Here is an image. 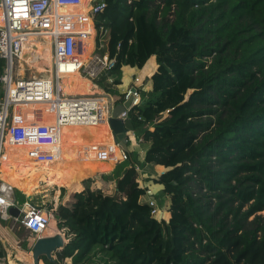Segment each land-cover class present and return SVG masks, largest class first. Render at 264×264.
I'll list each match as a JSON object with an SVG mask.
<instances>
[{"label": "trees", "instance_id": "1", "mask_svg": "<svg viewBox=\"0 0 264 264\" xmlns=\"http://www.w3.org/2000/svg\"><path fill=\"white\" fill-rule=\"evenodd\" d=\"M104 3L102 55L116 61L95 84L112 94L124 67L142 70L153 57L158 66L133 109L146 156L128 153L129 167L114 168L118 177L128 167L115 197L102 200L106 176L102 188L77 179L44 205L68 240L54 264H264V0ZM146 165L167 170L155 183L171 198L169 222L141 201L137 168ZM89 166L78 169L87 175ZM15 199L27 202L19 192Z\"/></svg>", "mask_w": 264, "mask_h": 264}, {"label": "built area", "instance_id": "2", "mask_svg": "<svg viewBox=\"0 0 264 264\" xmlns=\"http://www.w3.org/2000/svg\"><path fill=\"white\" fill-rule=\"evenodd\" d=\"M91 3L94 4L90 6L88 16L95 22V18L103 13L106 5L104 0L101 2L92 0ZM81 4L82 0H0L3 22V25H0V67L3 69L0 74V175L1 166L6 160L4 146L6 138H9L12 144L29 147V158L36 163L46 164L53 163L60 154L62 127H92L106 124L110 129L109 120L117 101L108 99L109 97L105 95H65L60 85L63 75L77 72L92 83H96L102 73L113 68L116 61L110 60L108 55L97 54L104 48L99 43V38L105 33L99 28L98 46L93 52L95 61L83 62L85 39L90 35L77 30L76 26L87 20L82 17L75 23V19L60 13L61 8L79 7ZM46 37L51 40L53 55L50 79L24 78L20 69L15 67L14 60L23 55L24 45L30 39ZM109 82L112 83V80ZM135 83H140V80L135 78ZM140 88L142 85L130 86L123 94L122 103L134 99L131 110L139 107L142 102ZM104 100L107 102L104 103ZM30 106H47L49 113L55 117V124L25 123L23 115L17 110ZM130 111L123 113L120 118L126 121ZM31 118H41L40 112L34 111ZM111 135L113 145L101 146L98 150V159L108 162L115 158V149H118L122 159L127 161L128 153L115 142L112 131ZM138 142L141 140L139 141L134 134V138L129 139V146ZM119 162L120 160L116 164ZM137 170L139 172V168ZM145 191L142 199L149 198L145 203L152 208V216L161 222L158 219L161 210L152 190L146 188ZM15 193L0 178V218L5 221L11 220L37 239L47 236L46 232L51 224L50 213L36 209L28 202L20 207L15 199ZM14 207L20 209L19 217L9 215V210Z\"/></svg>", "mask_w": 264, "mask_h": 264}, {"label": "crops", "instance_id": "3", "mask_svg": "<svg viewBox=\"0 0 264 264\" xmlns=\"http://www.w3.org/2000/svg\"><path fill=\"white\" fill-rule=\"evenodd\" d=\"M79 12H81L79 10ZM80 14V17H81V13ZM87 28L85 30V32H87ZM93 31V30H92ZM94 34V33H93ZM94 36V35H93ZM88 46H87V38L85 39V56L88 54ZM45 52L43 50H41L37 45H35L34 43L32 42H28L25 44L24 46V50H23V55L20 57V60L19 59H16L14 60V65L15 67H18L20 69V73L21 75L24 77L25 74L28 75V77L30 78H33V65H32V62H31V59H33V57H36L38 55H41V54H44ZM84 56V58H85ZM88 59L91 60V57H88ZM21 61L23 62V72H22V68L21 66L17 63V61ZM155 66H151L152 68H155L157 70L158 66L156 64V60H155ZM145 69V68H143ZM142 69V70H143ZM127 71L128 73V76H125L124 75V72ZM139 69L138 68H131V67H124L123 68V79H122V85L119 86L118 88V92L120 93V97L118 99H115L114 101H118L122 96L123 94L127 91V89L130 87V86H133L135 85L136 87H139L140 85H142V82L145 78H150L152 79V76L154 73H148V75L145 77V78H141V76H139L138 74V71ZM50 77H51V74H50ZM135 78H138L140 80V83H135L134 84V80ZM62 79L65 81V80H69L70 83L72 84H76L77 85V89H78V94L80 92V88H81V85H84L85 86H88L89 88H91L95 95H99V94H102L101 92V89L96 86L94 83H86L84 81H82L80 78H73L70 74L67 75H63L62 76ZM149 79V82H148V86H147V89H141L143 92H150L152 90V81ZM73 88L72 87H69L67 89V93L68 95L70 96H73ZM114 91H117V90H114ZM107 95V94H105ZM110 95V93H109ZM108 95V96H109ZM111 99V97H110ZM114 98H112L113 100ZM19 112H21V114L23 115L24 117V122L25 123H44V124H48V121L42 119V118H34L32 119L31 117L33 116V112L34 111H39L40 112V115H42V113L45 111H47V113H49V111L47 110V106H39V107H34V106H30V107H22L20 109H18ZM51 114V113H49ZM106 125V124H104ZM107 128L104 129L105 132H103L102 134H105V133H108L106 132ZM98 136V135H97ZM7 144H9L8 146L12 149V154H6L5 155V158L8 159H12V160H17V161H20V162H31L33 160H31L28 156V150H29V147L25 146V145H16V144H12L10 143V140L9 138H6V141H5ZM86 145L85 143V140L83 138H78V139H70V138H66L64 137L63 134L60 133V142H59V148H60V154L59 156L57 157V159L53 162L54 164L51 165V170H52V173L51 175H55V172L66 162H77V161H81L78 165L82 164L83 161H85L87 158L89 157H92V151L89 150V151H84L80 154V149L82 147H84ZM113 145V142L109 143L108 145H106V147L108 146H111ZM133 149L129 148L130 149V153H133V152H137L139 154V161L142 163L144 162L145 160V156H146V153H145V150L143 148V146L141 145H138L137 143L135 145H133ZM136 148L140 149L138 151L135 150ZM115 151L117 152L118 154V151L117 149H115ZM73 160V161H72ZM122 161V160H121ZM57 162H64L63 164H60V163H57ZM103 164V162H102ZM104 166V165H103ZM161 166H157V167H154V166H151V165H146L144 167H140L139 168V175L141 176L140 179H143L141 180L140 184H141V188L142 189H146V188H149L152 190V193L154 194V199L157 201V203L160 205L162 204L163 201H165V206L167 205V200L171 199L169 196H163L162 195V191L164 190V186L162 185H158L155 183L156 180H158L160 178V176H162L167 170L166 168L162 167L161 169H159ZM128 167H126L118 177H115L114 175H112V173H108V174H111L112 177H108L109 179V182L110 183V188H109V191L110 190H113V189H116L117 187V180H121V177L123 178L124 176V171L127 169ZM7 176V174H6ZM139 176V177H140ZM103 177H104V173L101 174V176L97 179V181H95V183H99L100 184V188H102L103 186ZM0 178H2L3 181L7 182L5 180V178H3V175H2V168H1V175H0ZM36 178L34 179H31L29 180V183H33L35 182ZM40 182L42 184V181H39L38 182V186H34L32 187L31 189H27V191H23L22 189L19 188L18 192L21 193L22 195H24L26 197V200L27 202L30 203L31 202H38V205L37 206H40L42 208H44V205L47 204V202H51L50 204H56L57 203V199H58V196L60 194V191L62 188H67L69 189L71 186L68 185L66 186V183L65 185L62 184L60 186H58V184L52 180V182H50L49 186L48 187H53L51 190H41L39 186L40 185ZM69 184V183H68ZM21 185H27V186H30L28 185L26 182L24 181H19V187ZM47 192V193H46ZM48 193H51L52 195H46ZM149 198H143L141 201L143 203H145ZM52 200V201H51ZM36 205V204H34ZM171 206V203L169 204V208ZM170 211V210H169ZM164 213H167L166 211ZM169 219L167 222L170 221L171 219V214L169 212ZM0 239L2 240L4 246H5V250H6V257L4 259H0V264H6V263H9L11 264L13 262V264H22L26 261H24V259L20 256V254L18 253V248H20V242H21V238H19L16 233H15V229H16V225L11 221H5L3 219L0 218ZM56 233H62L63 232H60V231H56V232H50L47 234V236H51V235H54ZM65 235V234H63ZM14 241V242H12ZM66 241L68 242V240L66 239ZM27 252H30L27 251ZM71 261V260H70Z\"/></svg>", "mask_w": 264, "mask_h": 264}, {"label": "bare ground", "instance_id": "4", "mask_svg": "<svg viewBox=\"0 0 264 264\" xmlns=\"http://www.w3.org/2000/svg\"><path fill=\"white\" fill-rule=\"evenodd\" d=\"M79 8L76 7H64L60 9V13L64 14L66 16H69L72 19H75V21L80 17ZM2 11L0 10V25H3L2 22ZM90 21V20H89ZM91 25V24H90ZM86 26H83L81 29H78L80 31L86 30ZM77 29V26H76ZM30 42L37 45L41 50H43L45 53L38 55L36 57H33L31 59L32 65H33V78L32 79H39V80H46L50 79L51 74V66H52V48H51V40L50 38L46 37L45 39H30ZM25 46V45H24ZM98 46V45H97ZM94 45V49L96 47ZM21 57V56H20ZM20 57L17 58L20 60ZM17 61V63L21 66L22 72H23V62ZM73 78H80L82 81L86 83H92L91 80L88 78L83 77L80 73L70 74ZM68 76V75H67ZM24 78H30L28 76H24ZM61 88L63 90V93L65 95H68L67 89L69 87L73 88V96H93L95 95L94 91L89 88L88 86L81 85L80 92L78 94V89L76 84L70 83L69 80H63L61 79ZM18 111V110H17ZM41 118L48 121L47 125H54L55 124V117L52 114L47 113V111L43 112L41 115ZM107 128L105 134H102L104 129ZM60 133L65 135L67 138L70 139H78L83 138L85 140L86 145L80 149V154L84 151H92V155L96 160L98 159L99 154L98 150L101 146L106 147V143H111L112 141V135L111 131L108 127V125H100V126H92V127H81V126H64L61 128ZM98 135V136H97ZM6 141V140H5ZM6 142H4L5 146V153L6 154H12V149L8 146ZM119 156L121 157L119 151ZM121 160L122 157H121ZM80 162H68L63 164L56 172H55V179L54 181L58 184V186L64 184V183H72L75 182L77 179L80 180H87L90 179V177L98 175L99 172H103V164L102 162H93L89 166V173L85 175L83 172L79 171L78 164ZM54 163H46V164H40L36 163L35 161L32 162H20L17 160H4L2 168V175L3 178L7 175H12V178L10 180H6V184H8L12 190L17 191L19 190V181H24L28 185L34 187L38 186V181L35 180L33 183H29L30 177L34 176L33 174L37 175L36 179L42 177L44 175V172L47 171V176L45 178L39 179L42 180L43 184L46 186H49L50 182L48 181L49 176L52 173L51 169L46 168L47 166H51ZM33 178V177H32ZM28 180V181H27ZM34 208L42 209L46 213L48 212L46 209L34 205H31ZM5 220V219H3ZM50 227V226H49ZM29 232V231H28ZM49 230H47L46 234H48ZM30 233V232H29ZM31 234V233H30ZM32 235V234H31ZM36 240V236L32 235ZM33 259V257H32ZM33 264V263H32Z\"/></svg>", "mask_w": 264, "mask_h": 264}, {"label": "rangeland", "instance_id": "5", "mask_svg": "<svg viewBox=\"0 0 264 264\" xmlns=\"http://www.w3.org/2000/svg\"><path fill=\"white\" fill-rule=\"evenodd\" d=\"M91 1L92 0H82V4L80 5V7H81V9H80V13L82 14L81 15V18L82 17H86L87 16V18H88V23H89V26L87 25V23L86 22H83V23H81V24H79V25H77V30L78 29H81L83 26H86L87 27V33L90 35L89 37H87V46H88V54L85 56V58H84V62H89V61H95L94 59H95V55L93 54V52H94V45L95 46H97V41H98V37H99V33L100 32H98V31H100V29L98 28V25H97V19L95 20V25L97 26V29H95V32H96V34H95V36L93 37V31H92V28H93V30H94V26H93V24H92V22H93V19L92 18H90L89 16H88V14L86 15L85 14V12H84V10H85V8L87 7V11H88V13H89V11H90V6H93V4L94 3H91ZM100 2L101 1H103V0H99ZM86 2H88L87 3V5H86ZM81 18H79V19H81ZM90 20V21H89ZM77 21H78V19L76 20V21H74L75 23H77ZM91 24V25H90ZM107 34H105L102 38H99V43L101 44V45H103L104 46V48H103V50L102 51H99L97 54H101L102 55V53L106 50V45H107V42H108V37L106 36ZM88 57H91V59L92 60H90V59H88ZM151 62H152V64H153V66H155V57H153L152 58V60H151ZM94 63V62H93ZM145 69H143V70H138L137 72H138V74H139V76H141V78L143 79V78H145L147 75H148V73H154L155 71H156V69L155 68H152L151 67V63L150 62H148L147 63V65L144 67ZM127 71L128 70H126L125 72H124V75L125 76H128V73H127ZM26 76H28L27 74H25V77ZM149 79L150 78H145L144 80H143V82H142V88H140V89H147V86H148V82H149ZM151 81H152V79H150ZM95 84V83H94ZM96 85V84H95ZM101 92H102V94H99V95H105V94H107L105 91H103V90H101ZM120 92V91H119ZM118 92V90L117 91H114V93H112V94H110L109 95V93L107 94V95H105V96H108L109 98L108 99H110V97H111V99L112 98H114L113 99V101L115 100V99H118L119 97H120V93ZM116 96V97H115ZM104 103H105V100L103 101ZM135 112V111H134ZM134 112H133V110H131L130 111V115H129V117L127 118V120H126V126L128 127V128H130V130L135 134V135H137V133H138V130H139V127L140 126H142L141 125V122L140 121H138V119L133 115L134 114ZM64 137H66L65 135H64ZM67 138V137H66ZM109 143H106L105 145H108ZM138 145H140V143L138 142L137 143ZM134 145H135V143H134ZM133 147L134 146H130V148L131 149H133ZM138 148H136L135 150H137ZM140 149H138V151H139ZM117 151H118V149H117ZM135 153H137V152H135ZM138 154V153H137ZM118 156H119V154H115V158L114 159H112V160H110L109 162H103V161H83V163L82 164H84V163H89V164H91V163H93V162H103V165H104V169H103V172H99L98 173V175H95V176H92V177H90V179L91 180H93V182H94V184H93V188H95V181H97V179L101 176V174L102 173H104V176H106V177H112V175H114V168H117V167H121L122 166V164L125 162V161H121V157L119 156V158H118ZM138 157H139V154H138ZM120 160V162H119V164L117 165V164H113V163H110V162H112V161H119ZM73 161V160H72ZM32 162V161H31ZM69 162V161H68ZM68 162H66V163H68ZM78 162H81V161H78ZM127 162V164H128V167H129V161L127 160L126 161ZM57 163H60V164H63L64 162H57ZM117 163V162H116ZM65 164V163H64ZM124 168H126V167H124ZM123 168V169H124ZM108 173H112V175L111 174H108ZM34 176H32V177H30L31 179H34V177H36L37 175H35V174H33ZM47 176V171H45L44 172V175H42V177H40V178H38V179H36L38 182H39V179H41V178H45ZM140 176V175H139ZM141 176H142V174H141ZM141 176L138 178V183L140 184V182H141V180H143V179H140L141 178ZM31 179H29V180H31ZM123 178L121 177V180H122ZM28 181V180H27ZM40 181H42V180H40ZM119 182H120V180L118 181L117 180V187H116V189H113V190H110V191H108V193H104L103 194V197H102V200H104L105 198H107V197H115L116 196V194H117V192L119 191ZM75 182H72V183H66V186H68V185H70V186H72L73 184H74ZM40 185L41 186H39L40 187V189L41 190H51L53 187H48V186H46V185H44L43 184V182H42V184H41V182H40ZM64 185H65V183H64ZM140 186H141V184H140ZM20 189H22L23 191H27V189H31L32 188V186H27V185H21L20 187H19ZM14 192H17V191H14ZM47 193V192H46ZM46 195H52L51 193H48V194H46ZM52 201V200H51ZM167 202V205L165 206V201H163L162 202V204H158V206H159V208H160V210H161V213H160V215H159V220L160 221H162L163 219V221H165V222H167L168 221V219H169V217H170V215H169V210H170V208H169V204L171 203V199H169V200H167L166 201ZM51 202H47V204H50ZM32 204H36V205H38V202L36 201L35 203L34 202H31L30 203V205H32ZM47 211L50 213V215H51V225H50V227H49V232L48 233H50V232H56V231H58V225H57V223L55 222V216H54V214L56 213L55 211L56 210H48L47 209ZM167 212V213H164V212ZM171 214V213H170ZM261 214H263L264 215V212L263 213H261ZM1 222V221H0ZM60 232H62V231H60ZM15 233H16V235L19 237V238H21V242H20V248H18L19 250H18V253L20 254V256L24 259V261H26V262H24V263H22V264H32L33 263V259H32V254H31V252H27V251H31V247H32V245H33V243L36 241V239L34 238V237H32V235L28 232V231H25L23 228H20L19 226H16V229H15ZM63 234H64V232H63ZM34 239V242L32 243V241H30V239ZM12 242H14V241H12ZM56 258H57V255L55 256ZM71 263V261L70 260H66V264H70ZM7 264H9V263H7Z\"/></svg>", "mask_w": 264, "mask_h": 264}, {"label": "water", "instance_id": "6", "mask_svg": "<svg viewBox=\"0 0 264 264\" xmlns=\"http://www.w3.org/2000/svg\"><path fill=\"white\" fill-rule=\"evenodd\" d=\"M133 101L134 99H131L124 103L117 104L109 120V126L115 142L119 144L126 153H130L129 139L134 138V134L130 128L126 126V121L120 117L126 111L131 110ZM20 213V209L16 207L9 210V215L13 217H19ZM67 244L66 237L62 233H56L51 236L37 239L33 243L30 251L33 257V264L45 263L44 260L52 264L56 263V253L63 250Z\"/></svg>", "mask_w": 264, "mask_h": 264}]
</instances>
